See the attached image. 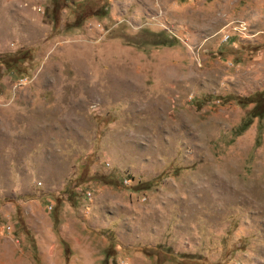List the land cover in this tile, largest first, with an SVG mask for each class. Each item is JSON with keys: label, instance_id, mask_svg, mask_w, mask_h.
<instances>
[{"label": "rangeland", "instance_id": "rangeland-1", "mask_svg": "<svg viewBox=\"0 0 264 264\" xmlns=\"http://www.w3.org/2000/svg\"><path fill=\"white\" fill-rule=\"evenodd\" d=\"M259 92L264 0H0V264H264Z\"/></svg>", "mask_w": 264, "mask_h": 264}, {"label": "trees", "instance_id": "trees-1", "mask_svg": "<svg viewBox=\"0 0 264 264\" xmlns=\"http://www.w3.org/2000/svg\"><path fill=\"white\" fill-rule=\"evenodd\" d=\"M53 4V6H56L60 3L61 0H50ZM52 22L54 23V19L51 18ZM75 26H78L76 24ZM173 44L168 42L165 39H162L156 46L158 47H171ZM211 98V97H209ZM208 98V99H209ZM238 104L242 105L244 103H251L250 109L247 111L244 119L241 121L239 126L235 128L232 132V137L237 138L243 134V132L249 127V125L252 123L253 120L257 121L258 129H256V137L254 139V146L258 145L259 140V133L261 129L263 128L262 120L264 118V92H259L256 94H253L250 100H237Z\"/></svg>", "mask_w": 264, "mask_h": 264}]
</instances>
